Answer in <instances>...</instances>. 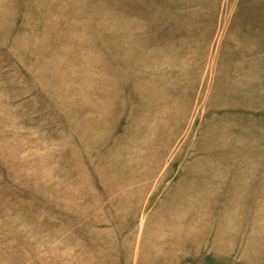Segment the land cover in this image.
<instances>
[{
  "label": "rangeland",
  "instance_id": "rangeland-1",
  "mask_svg": "<svg viewBox=\"0 0 264 264\" xmlns=\"http://www.w3.org/2000/svg\"><path fill=\"white\" fill-rule=\"evenodd\" d=\"M0 264H264V0H0Z\"/></svg>",
  "mask_w": 264,
  "mask_h": 264
}]
</instances>
